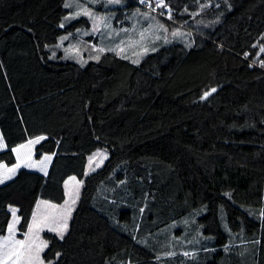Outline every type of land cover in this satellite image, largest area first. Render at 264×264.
I'll return each mask as SVG.
<instances>
[{"label":"trees","instance_id":"trees-1","mask_svg":"<svg viewBox=\"0 0 264 264\" xmlns=\"http://www.w3.org/2000/svg\"><path fill=\"white\" fill-rule=\"evenodd\" d=\"M164 1L190 45L82 64L58 48L89 24L61 27L66 0H0V162L40 135L37 156L55 154L47 175L0 183V234L10 205L24 231L40 198L83 181L68 232L45 233L52 264H264V0Z\"/></svg>","mask_w":264,"mask_h":264},{"label":"rangeland","instance_id":"rangeland-1","mask_svg":"<svg viewBox=\"0 0 264 264\" xmlns=\"http://www.w3.org/2000/svg\"><path fill=\"white\" fill-rule=\"evenodd\" d=\"M256 1L258 0H249L248 3L250 2V4H252ZM128 2L130 3V0H120V3H109L108 0H95V2H93V0H66V4H71L72 6L68 7L70 12L67 16H65V17H69L70 19L66 20L64 18L63 25L70 24L71 22L80 19L82 17H85L86 21L88 20L89 24L78 27L76 30H72L71 32L61 35L58 48H64V55L66 58H71L82 64H87L90 60L94 59V57L100 56L104 51H109L108 49L117 48V45H120L122 40L125 41V44L121 45V47H126V44L129 41V39L139 40L140 39L139 33L141 31H144L145 29H148L149 39L144 41V43L147 44L149 51L147 52V54H144L139 58L141 62L144 59V57L147 56L149 53L157 51L158 49H160L165 45H169L175 42H182L190 45L193 42V36L189 32V30L186 29L184 23H176L172 20V18H166L165 16H167V13H164L163 9L159 8L160 6H153V4L157 3V0L151 1L150 6H152L153 8L150 7L147 8V6L138 5V4L137 7H130L128 5ZM163 2L165 3L164 0ZM77 5H80L82 7H78ZM82 8H88L91 12L95 13L97 16L106 17L107 20L105 21V23L109 24L110 27L106 28L104 24H101L99 26V29L94 31L93 21L88 16L83 15ZM77 12H81V15H79L76 18H71L75 16V13ZM157 25H163V28L167 29V31H164L163 29L157 27ZM122 29H128L129 31L124 32L121 31ZM133 29H135V31H133ZM175 32H179L181 33V35L174 36L173 33ZM117 33H119V35H117ZM155 36H159L160 39H154ZM64 37H67V39H64ZM100 48H103L104 51L99 52L98 49ZM152 49L155 50L153 51ZM134 50L139 51V48L138 47L136 49L126 48V52L120 54V56L125 54L128 56H132V52ZM114 53L117 54V52ZM132 59H136V57L132 56ZM37 137H42V136H37ZM37 137L31 138L30 140H34ZM0 138H2V142H3V146H0V150H1L4 148L6 144L5 138L1 130H0ZM42 140H40V142ZM24 144H27V142ZM37 144L30 146L31 158L27 160L25 159V156L28 153L29 149H20V153H19L20 163L25 164L24 166H26L27 168L42 169L40 165V161H42L44 157L41 158L37 156V150H36ZM97 153H102L103 155L97 156L96 155ZM46 156L50 157V155L48 154H46ZM108 156H109V150L105 147L99 148L93 153L89 154L86 173L88 174L100 168L105 163ZM90 158L92 159L90 160ZM29 164L33 166L29 167L28 166ZM82 185H83V181L79 176L72 175L68 177L65 180V192H66L65 200L63 202H55L52 200L42 198L40 202L37 204L39 205V209L36 206L33 215L36 214L38 216H42L45 213H52L53 211H59V206L65 205V201H67L68 204L71 205L72 211L70 217L68 218V222H67L68 227L67 230L64 231L63 234L64 236L70 228L71 219L74 210L81 196ZM72 197H76L75 204L71 203ZM42 201L48 202L49 204H55L58 206V208L56 210L49 209L46 206V204L41 203ZM16 209L17 207L14 205L11 208L12 212L13 210H15V217L19 218V214L16 211ZM13 219L14 217L12 218V222ZM31 224H32V219H31ZM174 224L177 225L178 223L175 222ZM46 232H52V231H49L48 228H43L39 232V240L37 241V243H40V241H46L48 247V240L45 237ZM53 233L57 234L56 232ZM26 234L23 235L24 239ZM57 235L60 236L59 234ZM47 247L43 248L42 252L40 253L41 259L43 260L44 264H52V261L46 260L44 258V252L47 249ZM9 264H11V261H9Z\"/></svg>","mask_w":264,"mask_h":264},{"label":"snow or ice","instance_id":"snow-or-ice-1","mask_svg":"<svg viewBox=\"0 0 264 264\" xmlns=\"http://www.w3.org/2000/svg\"><path fill=\"white\" fill-rule=\"evenodd\" d=\"M95 2V0H93ZM109 3H120V0H108ZM158 6L160 7H167V5L163 2V0H157ZM71 4H66L65 7H71ZM78 7H82L80 5H77ZM82 13L85 16H88L93 21L94 31L99 29V26L101 24H104V26L110 27L109 24L105 23L107 20L106 17L97 16L95 13L91 12L88 8H82ZM170 13V10H169ZM79 15H81V12L75 13V16L71 18H76ZM169 18H171L169 14ZM65 19H70L69 17H65ZM64 25H61L63 27ZM157 27L163 29L164 31H167V29L163 28V25H157ZM121 31L128 32V29H122ZM135 31V29H133ZM148 29H145L144 31H141L139 33V40H131L126 44V47H121V45L125 44V41H121L120 45H117V48L114 49H108L109 51L117 52L118 55L123 54L126 52V48L136 49L139 48V51L134 50L132 52V56H135L136 59H132V56L128 55H122V58L124 59H130L132 63H139L140 57L144 54H147L149 51V48L147 44L144 43L147 39H149L148 35ZM87 34V33H86ZM119 35V33H117ZM174 36L181 35L179 32L173 33ZM64 39H67V37H64ZM154 39H160L159 36H155ZM153 51L155 49H152ZM99 52H103L104 49L100 48L98 49ZM261 51H264V49H261ZM94 59H99V56L94 57ZM216 89L213 88L211 92H215ZM211 92L205 93V98L208 95H211ZM44 139V137H37L34 140H29L27 144H22L18 148L13 149V151L18 153V159L20 149H29L28 153L25 156V159L31 158V149L30 146L37 144L40 142V140ZM0 146H3L2 138H0ZM97 156H102V153H97ZM51 157H44L42 161H40L41 168L46 167V161L50 160ZM92 158H90L91 160ZM29 167H32L33 165L29 164ZM20 165L16 164L12 168H7L4 165H0V168H3L4 171L0 172V183H3L5 179L10 178V174H14L16 169L19 168ZM75 179V178H73ZM78 195V193H77ZM76 197L71 198V203L75 204ZM42 204H46V206L49 209L56 210L58 208L55 204H49L48 202L42 201ZM37 208L39 209V205H37ZM72 207L68 204L67 201H65V205L59 206V211H53L52 213H45L42 216H38L36 214L33 215L32 218V224L28 225V233L25 235V239H16L15 233H16V223L18 222V218L15 217V210H13V222L11 225H9L8 228V235L0 237V264H9V261H11V264H44L43 260L41 259L40 253L42 252L43 248L47 247L46 241H40V243H37L39 240V232L43 228H48L49 231L56 232L60 235V238H63L64 231L67 230L68 227V218L71 215Z\"/></svg>","mask_w":264,"mask_h":264},{"label":"crops","instance_id":"crops-1","mask_svg":"<svg viewBox=\"0 0 264 264\" xmlns=\"http://www.w3.org/2000/svg\"><path fill=\"white\" fill-rule=\"evenodd\" d=\"M189 32L192 34V31H189ZM59 49H63V50H64V48H59ZM40 136H42V137H44V138L46 137L45 135H40ZM30 139H31V138H30ZM30 139H29V140H30ZM29 140H27V141H25V142H23V143H21V144H18V145H16V146H14L13 149L18 148L20 145H22V144L28 142ZM5 143H6V142H5ZM6 148H7V144H5L4 148L1 149V150H4V149H6ZM1 150H0V151H1ZM14 153H15V155H16V157H17V161H16L14 164H9V163H7V162H5V161H1V162H0V165H4V166H6L7 168H12V167H14V165H16V164H19V165H20V167L16 169L15 173H14V174H10V178L5 179L4 182H7V181H9L10 179H12L13 177H15L16 174L19 172V170H20L21 168H23V167L27 168L26 166H24L25 164L20 163V160L18 159V155H17V153H16L15 151H14ZM46 154L50 155L51 159L47 161V163H46V168H45V169H40V168H35V169H34V168H28V169L37 170V171L42 172V173H44V174L47 175L48 172H49V170H50V166H51V164H52V161H53V158H54V155H55V154H54V153H45V154H43V155L41 156V158L45 157ZM3 171H4V169H3V168H0V172H3ZM4 182H3V183H4ZM41 199H42V198H40V199L38 200L37 204L40 202ZM37 204H36V206H37ZM12 206H13V205H10V206H9V209H10V211H11V214L13 213L12 210H11ZM14 206H15V205H14ZM16 207H17V206H16ZM35 208H36V207H35ZM16 211H17L18 214H19V209H18V207H17ZM34 211H35V209H34ZM12 218H13V214L11 215V218H10V221H9V224H8V228H9V225L12 224ZM31 219H32V218H31ZM20 222H21V216L19 215L18 222H17L16 225H15V227H16V233H15L16 239H24V238H23V235L26 234V231H27V233H28V227H27V229L24 230V231H22V230L20 229ZM30 224H31V220H30V222H29V225H30ZM8 228H7L6 233H4V234H0V237L7 236V235H8ZM173 239H174V240H173V244L178 245V246L182 245V244H181L182 241H180V236H176V235L174 234ZM175 239H176V240H175Z\"/></svg>","mask_w":264,"mask_h":264},{"label":"built area","instance_id":"built-area-1","mask_svg":"<svg viewBox=\"0 0 264 264\" xmlns=\"http://www.w3.org/2000/svg\"><path fill=\"white\" fill-rule=\"evenodd\" d=\"M133 1H135V0H133ZM136 2L139 4V5H143V6H147V8H153L152 6H150L151 5V2H146L145 0H136ZM167 5V7L165 8V7H159V8H162L163 9V11H164V13H167V16H165L166 18H169V14H170V16H171V13H169V11H167L166 9H168V4H166ZM153 6H158V3H155V4H153ZM172 18V17H171Z\"/></svg>","mask_w":264,"mask_h":264},{"label":"water","instance_id":"water-1","mask_svg":"<svg viewBox=\"0 0 264 264\" xmlns=\"http://www.w3.org/2000/svg\"><path fill=\"white\" fill-rule=\"evenodd\" d=\"M208 93H209V92H208ZM208 96H209V95H208ZM208 96H207V97H208ZM207 97H206V98H207ZM203 98L206 99V98H205V95L203 96Z\"/></svg>","mask_w":264,"mask_h":264}]
</instances>
